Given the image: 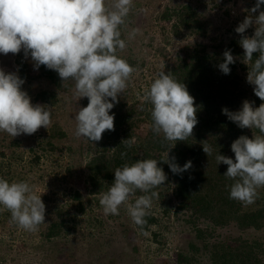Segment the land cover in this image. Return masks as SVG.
Instances as JSON below:
<instances>
[{
  "label": "clouds",
  "instance_id": "obj_1",
  "mask_svg": "<svg viewBox=\"0 0 264 264\" xmlns=\"http://www.w3.org/2000/svg\"><path fill=\"white\" fill-rule=\"evenodd\" d=\"M264 0H256L248 15L234 29L244 51L242 62L248 65L247 83L253 86L256 97L262 101L258 107L244 100L238 111L222 109V114L240 129H251L253 136L241 135L231 144L234 159L217 154V164L227 165L224 176L234 181L229 198L247 206L259 197L264 188ZM135 8L134 0H0V54H19L31 58L34 70L44 66L55 71L64 85L74 82L73 95L78 100L87 98L86 107L74 116L77 139L94 144L106 131H114V114H110L118 97L123 94L138 68L120 57L128 42L140 34L139 28L128 31L129 16ZM258 13V15H256ZM254 27L251 36L246 30ZM126 36L122 38V34ZM254 54H257L254 58ZM236 58L231 50L223 52L219 70L228 75L229 65ZM251 66L249 67V63ZM25 80L16 72L0 68V132L15 138L32 135L41 127L52 123L51 108L33 104L22 90ZM151 105L152 131L163 136L162 144L186 141L192 137L198 123V107L184 83L170 73L160 71L144 92L143 98ZM257 130V133L253 132ZM131 148L133 141H122ZM204 153L212 155L213 148L202 144ZM169 152V151H168ZM158 161L140 159L118 167L114 182L100 194L99 204L105 215L120 214L126 208L132 222L140 226L147 223L155 189L167 180L159 162L168 164L173 174H182L192 168V162L183 167L175 157ZM122 158L126 153H122ZM137 191L144 193L129 203ZM34 186L27 181L0 178V211H8L11 221L20 229L35 232L45 223L46 206ZM147 233H145L146 235Z\"/></svg>",
  "mask_w": 264,
  "mask_h": 264
},
{
  "label": "rangeland",
  "instance_id": "obj_2",
  "mask_svg": "<svg viewBox=\"0 0 264 264\" xmlns=\"http://www.w3.org/2000/svg\"><path fill=\"white\" fill-rule=\"evenodd\" d=\"M255 2L256 0H134L135 8L128 18V31L139 28L140 34L129 41L127 48L119 54L134 58L138 72L133 74L128 88L118 97L119 102L114 107L126 111L132 104H137V100L143 97L150 86L146 82H153L160 71L171 66L188 43L202 42L208 46L205 52L210 53L209 46L212 44L240 40V35L234 29L249 14L248 10ZM186 3L197 7L208 21L207 27H211L213 31L207 38L192 36L185 29L176 34L173 26L178 22L177 19L162 18L167 10ZM226 8L229 16L224 14L223 10ZM261 10H264L262 6ZM253 33L254 27L246 30L245 34L251 36ZM17 55L0 54V68L5 72H16L21 77L16 62ZM27 62L30 77L35 76L31 58ZM240 74L246 86L252 90L253 86L247 83V73L241 71ZM22 79L25 80L22 90L28 93L31 102L51 108L52 123L48 129L41 127L32 135L21 134L15 138L0 132V178L9 182L27 181L33 185L36 193L42 195L41 199L46 206L45 223L37 231L27 232L11 221L10 212L0 211V264H180L178 254L192 255L188 241L195 239L198 231L190 232L192 227L182 222L184 213H175L177 203L170 191L163 199L167 200L168 212H165L166 208L158 200L152 202L150 210L157 215L158 222L145 232L136 227L124 206H121L118 216L104 214L99 204L100 194L103 192H100L99 186H93L86 170V163L97 147L74 136V116L83 107V98L78 100L71 92L59 93L55 104L36 101L34 96L37 91L53 90L54 86L44 79ZM253 98L252 102L256 104L257 97L254 95ZM55 124L67 137L53 140L57 145L54 152L37 150L41 156V165L33 167L31 160L34 154L30 153L31 148L36 149L34 145H38V142H46L51 134V127ZM149 126L148 123L143 124L141 132H146ZM17 141H20L19 146L15 145ZM79 143L82 145V154L78 149ZM69 147L74 150L73 153L68 151ZM258 192L259 197L255 203L243 205L245 211L264 208V188L258 189ZM76 193L81 197L79 200L73 198ZM136 198L130 197L129 203ZM185 217L188 218L187 215ZM61 221H64V226H59V233L49 235L53 225H59ZM196 222L200 229L204 228L202 234L205 235L208 249L204 248L196 253L192 264H214L210 256L217 250L219 241L228 242L240 237L264 242V227L258 230H240L235 224L226 228H214L209 227V222H204L203 219Z\"/></svg>",
  "mask_w": 264,
  "mask_h": 264
},
{
  "label": "trees",
  "instance_id": "obj_3",
  "mask_svg": "<svg viewBox=\"0 0 264 264\" xmlns=\"http://www.w3.org/2000/svg\"><path fill=\"white\" fill-rule=\"evenodd\" d=\"M214 5L219 6L218 4ZM262 7L264 8V5ZM223 11L226 16H229L227 8ZM162 18L177 19L178 22L173 26L176 34H179L181 29H185L192 36L207 38L213 31L211 27H207L208 21L204 15L200 14L198 8L190 3L167 10ZM124 37L123 33L122 38ZM238 41L232 39L227 44H212L209 46L210 53L205 52L208 46L202 42L188 43L173 64L164 71L165 74L170 73L178 82L184 83L190 95L195 98V105L198 107L196 113L198 123L194 127L192 137L186 141L162 144V134L156 135L152 131L151 105L141 97L139 101L137 100V104H132L126 111L113 107L110 114H114L115 117V130L106 131L102 134V139L94 143L97 147L96 152L90 155L86 163L87 176L93 186L96 188L99 186L100 192H106L114 182L115 169L123 167L125 164L131 165L140 159L164 160L167 158L168 151L169 159L175 157V163L181 167L188 161L192 162V168L179 175L173 174L168 164L159 162L158 166L163 168L167 180L161 187L155 189L158 192V197L153 199V201L158 200L166 208L165 212H168L167 200L163 199L170 191L177 203L175 213L183 212L182 222L186 223L184 225L192 227L190 232L198 231L196 238L188 241L193 254L190 256L178 254L180 264H192L196 253L204 248L208 249L205 235L202 234L204 228L200 229L197 220L203 219L204 222H209V227L213 226L214 228H226L234 224L240 230H258L264 227V208L250 212L245 211L243 204L229 198L230 186L234 181L224 176L228 166L223 163L217 164L215 159L217 154L234 159V153L231 151L232 142L241 135H246L249 138H252L253 135L251 129L238 128L235 123L228 120L226 115L222 114V109L225 107L230 111H238L244 100L252 102L254 97L253 89L246 86L240 74L241 71L248 72V65L242 62L244 51ZM226 49L231 50L236 58L235 63L229 65L231 72L228 75H224L218 68V65L223 62V52ZM203 51L205 53L202 54ZM256 55L254 54L253 59ZM120 57L136 67L137 62L134 58ZM16 62L22 78H31L37 81L44 79L55 88L37 91L34 100L55 104L59 93L73 92V81H67L62 85L58 74L44 66L35 70L36 75L30 77V70L27 69L29 63L24 58L22 51L17 55ZM248 63L250 67L251 62ZM151 83L148 81L146 85ZM261 103L262 101L257 97L256 104L253 106L258 107ZM82 104L83 107H86L88 99L83 98ZM146 123L150 125L149 129L146 132H141V126ZM253 132H257V130L253 129ZM50 133L46 142H38V145H34L35 148L37 147L36 149L31 148L30 153L34 154L31 160L33 167L41 165V156L37 150L40 149L44 153L54 152L57 150V145L53 140L67 137V134L60 130L56 124L51 127ZM126 139L133 141L131 148L122 142ZM203 143L212 146V155L207 156L204 153ZM15 145L19 146L20 141H17ZM78 149L82 154L80 143ZM68 151L74 152L71 147L68 148ZM122 153H126L123 158ZM140 195H144V193L137 191L133 196L139 197ZM73 198L79 200L81 197L79 193H76ZM145 220L147 223L143 229L136 225L143 232L158 222V217L150 210ZM53 226L49 235L58 234V228L64 226V221ZM210 260L214 264H264V242L257 239L249 241L240 237L228 242L219 241L217 250L211 254Z\"/></svg>",
  "mask_w": 264,
  "mask_h": 264
}]
</instances>
